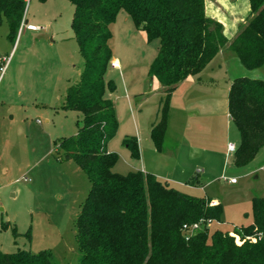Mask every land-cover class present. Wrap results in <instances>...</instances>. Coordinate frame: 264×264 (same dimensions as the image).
<instances>
[{
	"label": "trees",
	"instance_id": "1",
	"mask_svg": "<svg viewBox=\"0 0 264 264\" xmlns=\"http://www.w3.org/2000/svg\"><path fill=\"white\" fill-rule=\"evenodd\" d=\"M45 1V0H40ZM71 28L79 47V79L66 93L63 108L79 111L82 124L75 135L59 143L62 157L74 161L90 182L75 219L81 256L76 264H264V197L251 200L252 223L230 231L204 228L188 239L185 223L201 218L223 222L221 203L188 195L149 172L112 171L118 160L107 142L118 121L108 97L115 91L105 80L113 52L110 25L120 10L141 29L146 40H158L148 74L164 87L157 118L149 135L156 151L164 150L169 102L176 85L201 72L222 47L233 52L247 69L264 65V0H248L249 14L228 39L223 24L205 12V0H68ZM23 0H0V23L9 35L18 31ZM16 38V37H15ZM228 112L240 134L233 163L245 165L264 146V80L235 78L228 91ZM123 143L139 157L135 136ZM191 183H199L196 177ZM0 264H54L47 250L31 253L0 251Z\"/></svg>",
	"mask_w": 264,
	"mask_h": 264
},
{
	"label": "rangeland",
	"instance_id": "2",
	"mask_svg": "<svg viewBox=\"0 0 264 264\" xmlns=\"http://www.w3.org/2000/svg\"><path fill=\"white\" fill-rule=\"evenodd\" d=\"M206 1L208 9L217 5V11L226 15L233 4L231 16L242 15L246 8L242 0L223 1L224 5ZM73 9L68 0H30L25 23L14 37L6 20L0 23V66L3 57H10L0 81V251L47 250L54 264H76L81 256L75 219L90 188L86 173L64 159L59 148L61 140L78 132L83 118L81 112L63 108L67 90L78 81L82 68L71 28ZM110 30L109 46L120 63L105 73V80L116 86L108 96L118 121L115 135L106 144L118 157L112 171L161 173V181L183 193L218 199L223 222H214L210 230L238 236L233 229L252 222V198L264 197V147L247 164L235 165V151L224 149L227 142L237 148L240 134L228 115L218 114L217 124L202 131L200 146L207 150L176 151L175 142L166 137L164 148L171 153L158 155L157 161L152 157L157 156L154 146L143 142L138 166L123 140L145 134L157 118L164 87L148 74V67L156 57L158 40L148 42L124 10ZM231 54L232 71L240 68L238 75L264 78V65L249 70ZM192 177L199 183H191ZM224 177L235 178L236 184Z\"/></svg>",
	"mask_w": 264,
	"mask_h": 264
},
{
	"label": "crops",
	"instance_id": "3",
	"mask_svg": "<svg viewBox=\"0 0 264 264\" xmlns=\"http://www.w3.org/2000/svg\"><path fill=\"white\" fill-rule=\"evenodd\" d=\"M223 1H228V0H214L215 4L217 3L222 4ZM242 1L246 5V8L245 5L243 6L245 8V10H243V14L240 16H231L235 8H233V4H230L231 12H229L230 13L229 16L226 14L219 13L217 11V5L216 6L214 5L212 8L209 7L208 9L207 1L205 0V12L207 16L223 24L224 33L228 39H231L237 33L239 26L243 22H245L249 14L248 0H242ZM226 11H228V9H226ZM144 37L146 38L145 33H144ZM232 59L233 56L231 52L228 50V48H225V50L220 49L217 55L207 64V66L201 72H199L196 75L187 76L185 79H183L176 85L169 102V112H168L167 129L165 136V139L167 137V139L170 138L175 142V145L177 147L176 151L182 149L183 147L188 149V151L191 150L192 152H195L196 149H200L202 151L207 150L205 147L200 146L201 141L203 139L202 131L207 130V125L212 123L217 124V120L215 119V117L218 114L222 116L228 115L229 118L227 120L232 121L231 116L228 112V91L232 81L235 78L247 76L245 75V73L242 75H238L239 73L242 72L240 68H237V72L232 71L231 66L229 65V62L230 64H233L232 61H230ZM112 60L116 61L120 67V63L116 56L113 55ZM239 63L241 64L240 61ZM234 65L236 67V64ZM261 67L255 69L258 70ZM249 70H253V69H249ZM249 78L264 80V78H251V77ZM221 80H222V85L219 84ZM158 87L160 88L161 86L158 85ZM161 89L163 90V88ZM125 97L127 100L129 99V96H125ZM152 122H150L149 126H151ZM138 126L140 125L138 124ZM139 128L140 127H138V130ZM149 130L148 132H145V134L143 132V135H140L141 133H136L137 134L136 139L139 149L142 146L143 142L145 143L146 146L149 143L153 147V143L149 135ZM229 143L230 142H227L226 147L224 149L226 153H228L227 145ZM154 151H156L155 148ZM170 153H171L170 150L167 151L166 148H164L162 152L156 151L155 154L157 156H152V157L155 160H157L159 159L158 155L161 154L169 155ZM136 160H138L139 162L138 166H140L141 165L140 151H139V157L136 158ZM139 171L145 172L143 169H139ZM153 175H155L158 179L160 177L163 178L162 176H164L163 174L156 172H153ZM232 184H236V182ZM210 200H211L210 205H216L217 203H219L218 199L213 198Z\"/></svg>",
	"mask_w": 264,
	"mask_h": 264
},
{
	"label": "built area",
	"instance_id": "4",
	"mask_svg": "<svg viewBox=\"0 0 264 264\" xmlns=\"http://www.w3.org/2000/svg\"><path fill=\"white\" fill-rule=\"evenodd\" d=\"M23 1H24V12H23V17H22L21 25H23L25 23V20H23L24 13L26 11V8H27L28 3L30 2V0H23ZM9 60H10V57H3L1 59V61L3 62V64L0 66V81H1L2 74L4 73L6 67H7V65L9 63ZM110 66L112 68H119V64L116 61H113V60H111ZM235 149H236V146L233 143H229L227 145V152L228 153L234 152ZM224 179L225 180H228L230 183H235L236 182L235 178H227V177H224ZM214 222L215 221L214 220H211V219L201 218L198 221H195V222H192V223H185V224H183L182 231L185 234L186 239H188L190 236H192L197 231H200V230H202L204 228H208L209 229ZM230 235H232V234L230 233ZM232 236L235 237L236 242L239 244L240 243V240L238 242L239 237L237 235H232Z\"/></svg>",
	"mask_w": 264,
	"mask_h": 264
}]
</instances>
